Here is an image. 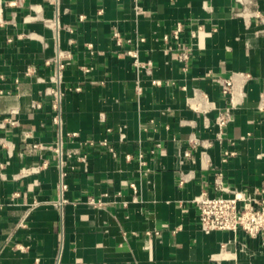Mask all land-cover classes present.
Segmentation results:
<instances>
[{"label": "crops", "instance_id": "1", "mask_svg": "<svg viewBox=\"0 0 264 264\" xmlns=\"http://www.w3.org/2000/svg\"><path fill=\"white\" fill-rule=\"evenodd\" d=\"M3 1L0 264H264L193 202L264 186V0Z\"/></svg>", "mask_w": 264, "mask_h": 264}, {"label": "built area", "instance_id": "2", "mask_svg": "<svg viewBox=\"0 0 264 264\" xmlns=\"http://www.w3.org/2000/svg\"><path fill=\"white\" fill-rule=\"evenodd\" d=\"M137 1V0H135ZM240 3H247L248 0H238ZM140 12V8H136ZM5 4L0 0V28L4 27L7 22L4 16ZM50 24V21H46ZM178 37V32L175 33ZM115 38L120 41L121 36L115 33ZM194 36V33H192ZM188 59L187 53L180 56V61ZM59 70L63 69V65L57 61ZM223 92L230 95L232 105H235L236 88L233 79H218ZM57 98L61 99L60 92L55 93ZM232 109H228L219 114L217 125L220 130L224 129L232 120ZM13 123V122H12ZM221 132V131H220ZM77 137L78 134H73ZM234 153H226V156H233ZM189 156V153H187ZM39 170L38 167L30 168L26 171L27 174L35 173ZM66 186L61 184V190H65ZM218 189L221 194L218 197L211 198L206 193L194 199V203L199 210V221L201 229L204 233H212L215 231H230V232H245L251 239L261 238L264 243V186L256 189L251 193H246L234 188L224 187L221 182L218 184ZM93 205H101V202H96L91 199Z\"/></svg>", "mask_w": 264, "mask_h": 264}]
</instances>
